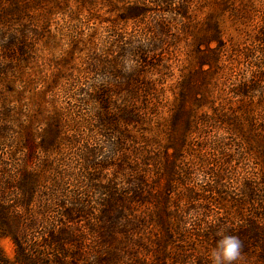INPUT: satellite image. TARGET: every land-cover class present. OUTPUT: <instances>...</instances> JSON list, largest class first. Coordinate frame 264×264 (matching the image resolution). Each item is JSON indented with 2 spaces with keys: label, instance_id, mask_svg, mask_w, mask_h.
<instances>
[{
  "label": "trees",
  "instance_id": "1",
  "mask_svg": "<svg viewBox=\"0 0 264 264\" xmlns=\"http://www.w3.org/2000/svg\"><path fill=\"white\" fill-rule=\"evenodd\" d=\"M225 228L264 264V0H0V264H211Z\"/></svg>",
  "mask_w": 264,
  "mask_h": 264
},
{
  "label": "rangeland",
  "instance_id": "2",
  "mask_svg": "<svg viewBox=\"0 0 264 264\" xmlns=\"http://www.w3.org/2000/svg\"><path fill=\"white\" fill-rule=\"evenodd\" d=\"M259 20V18H255L254 22H257ZM254 33V29L251 27H247V26H242L239 24H234L231 20H229L228 18L225 21V38L226 39H230L231 42H235L236 44L240 45V46H246V44H244V42L248 43L251 39V36ZM64 98H62V103H60L61 106H66L64 100ZM164 116V115H163ZM221 131V130H220ZM223 133V131H221ZM208 136H211V133H209ZM208 156H213L214 155V151L212 149V147L207 148V151L205 152ZM255 162L256 160L253 159L252 157H250L249 159L245 160L243 163L245 165L246 168H254L255 166ZM187 164H189L190 166H192L193 168L195 167V163L193 162V160H189L187 162ZM199 176V178H202L200 171H199V175L198 173H196L195 175H192V179L193 178H197ZM0 247L3 250V252L10 258L14 257V247L13 244L11 242L10 239L8 238H1L0 239Z\"/></svg>",
  "mask_w": 264,
  "mask_h": 264
},
{
  "label": "clouds",
  "instance_id": "3",
  "mask_svg": "<svg viewBox=\"0 0 264 264\" xmlns=\"http://www.w3.org/2000/svg\"><path fill=\"white\" fill-rule=\"evenodd\" d=\"M216 242L210 252L211 264H236L242 251L241 240L228 230L218 229L216 232Z\"/></svg>",
  "mask_w": 264,
  "mask_h": 264
}]
</instances>
